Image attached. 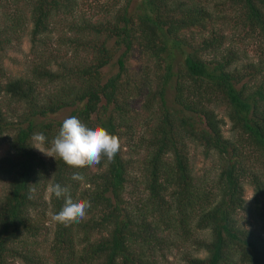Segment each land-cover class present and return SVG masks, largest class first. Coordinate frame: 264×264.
Wrapping results in <instances>:
<instances>
[{"label": "trees", "instance_id": "1", "mask_svg": "<svg viewBox=\"0 0 264 264\" xmlns=\"http://www.w3.org/2000/svg\"><path fill=\"white\" fill-rule=\"evenodd\" d=\"M79 2L0 0V17L10 20L0 28V51L23 26L26 7L32 57L23 77L0 66V138L9 146L0 158V264H154L161 232L191 230L207 231L208 240L194 241L205 255L185 264H264V237L237 226L247 210L264 231V0H102L93 4L100 21L78 17ZM234 32L256 41L254 59L240 58ZM67 109L66 118L120 138L112 162L73 168L56 157L47 167L34 152L33 133L50 147L66 119L54 116ZM190 144L214 157L208 185L194 180ZM74 172L84 181L72 180ZM55 183L91 202L83 220H51L64 204L48 192ZM243 184L252 189L250 206Z\"/></svg>", "mask_w": 264, "mask_h": 264}, {"label": "rangeland", "instance_id": "2", "mask_svg": "<svg viewBox=\"0 0 264 264\" xmlns=\"http://www.w3.org/2000/svg\"><path fill=\"white\" fill-rule=\"evenodd\" d=\"M102 0H99L97 3L94 4V2H90L89 0H80L78 3V10L77 16L82 17V19H87L89 21H100L101 18H104V13L100 11L99 9H94V5H98ZM23 20L25 19V22L23 26H19L17 29V33H14L11 36H7L9 38L10 42L8 45L2 48L0 51V66L5 71L8 77H23L27 74L28 66H30L32 57L29 52V36L28 32L30 29V24L27 21V10L26 7L23 9ZM12 9L8 11V14L11 16ZM107 19V18H106ZM22 20V21H23ZM10 22V20H9ZM8 21H4L0 17V28H5L8 23ZM58 34V33H57ZM57 34L53 33L51 36V44L53 47H56L54 40H56ZM62 35H68V32L66 30V27H64L61 30ZM16 37V38H15ZM239 37H242V34L234 32L232 33V39L234 40L230 42L238 51H240L239 56L242 60L245 59H254V56H256L258 48L255 45L256 41L253 43L251 40L245 39H239ZM58 48V47H57ZM66 49L62 48V50ZM65 51V50H64ZM60 55L62 53L60 52ZM68 56V53H66L64 59ZM137 62L140 63V60L136 59L134 62V68L136 71L139 70L137 66ZM115 71V58L108 64L107 67L104 68L103 72L105 74V77H108L112 75ZM165 99L168 106H171V99H172V90L171 87L168 86L165 93ZM69 113V110H64L54 116L57 120H63L67 117ZM215 114L218 119L222 120L221 122V133L222 136L225 138L230 137L229 132V122L224 117L223 111L219 108L215 109ZM34 152L42 159V161L46 164L47 167H50L55 160V158L46 156L36 148H34ZM9 154V146H8V140L7 137L0 138V158L7 156ZM188 161L190 164V168L192 171V175L194 177V180L197 182L203 181L206 182V184H210L214 178L215 172H216V162L214 160V157L208 156L204 157L201 149L190 144L189 145V151H188ZM134 173V172H133ZM209 181V182H208ZM252 189L249 185L243 184V200H244V206H250L251 205V196H252ZM48 192L46 191L44 194V199L47 200ZM251 198V199H250ZM44 228H46V234L43 238V243L41 244L40 251L44 252V255L47 256V248L51 240V233H52V223L48 219L45 220ZM237 226L244 229L252 228L255 230L256 233L260 234L262 237H264V231L261 229V226L252 218L250 215V212L247 210L242 211L237 216ZM159 228V227H158ZM162 237H165L164 244L161 245L162 252L159 254L154 255V264H185V258L188 256L191 257H197V258H203L204 252L202 250H199V247L195 245L196 239H205L208 240V232L207 231H194L191 230V233L189 236L183 237L178 231L176 234H170L167 231L161 232ZM15 264H19L18 262H15Z\"/></svg>", "mask_w": 264, "mask_h": 264}, {"label": "clouds", "instance_id": "3", "mask_svg": "<svg viewBox=\"0 0 264 264\" xmlns=\"http://www.w3.org/2000/svg\"><path fill=\"white\" fill-rule=\"evenodd\" d=\"M31 139L34 148L46 156L59 157L67 166L73 168L94 167L105 157L108 162H112L121 150L118 136L110 134L100 125L88 126L75 116L63 120L50 147H44L47 138L43 133H33ZM71 179L83 182L85 177L74 172ZM48 192L56 198L64 199L63 207L51 216V220L65 226L83 220L91 207L88 200H74L69 188L59 183L50 185Z\"/></svg>", "mask_w": 264, "mask_h": 264}]
</instances>
